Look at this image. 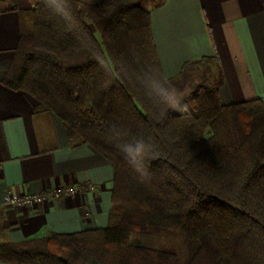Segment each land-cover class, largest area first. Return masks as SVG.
Listing matches in <instances>:
<instances>
[{
  "label": "trees",
  "instance_id": "16d2710c",
  "mask_svg": "<svg viewBox=\"0 0 264 264\" xmlns=\"http://www.w3.org/2000/svg\"><path fill=\"white\" fill-rule=\"evenodd\" d=\"M143 1L72 0L73 29L51 16L42 0H29L30 8L18 11L19 39L0 85L36 100L70 140L87 144L112 165L114 179L106 228L1 244L0 262L181 264L173 252L131 242L155 227L177 231L193 246L185 264H264V101L223 105L218 70L213 87L196 95L194 111L169 110L160 118L120 72L129 65L163 76ZM205 63L216 58L187 62L168 81L180 90ZM112 124L156 145L149 182H138L106 140Z\"/></svg>",
  "mask_w": 264,
  "mask_h": 264
},
{
  "label": "crops",
  "instance_id": "0c3cea01",
  "mask_svg": "<svg viewBox=\"0 0 264 264\" xmlns=\"http://www.w3.org/2000/svg\"><path fill=\"white\" fill-rule=\"evenodd\" d=\"M160 2L149 10L163 77L172 80L183 64L215 57L223 105L264 101V0ZM9 8L16 10L1 12ZM29 8V0H0V78L18 43V11ZM38 108L31 96L0 85V245L108 225L114 168L87 144L70 140L58 119ZM89 183L95 193L34 208L2 205L7 194Z\"/></svg>",
  "mask_w": 264,
  "mask_h": 264
},
{
  "label": "clouds",
  "instance_id": "9594fccd",
  "mask_svg": "<svg viewBox=\"0 0 264 264\" xmlns=\"http://www.w3.org/2000/svg\"><path fill=\"white\" fill-rule=\"evenodd\" d=\"M44 9L53 17L62 20L69 29L77 26L72 10V0H42ZM108 3L105 8H111ZM103 67L102 60H98ZM120 72L133 80L142 91L146 100L158 112L160 118H165L169 110L184 113L187 106L183 103L184 93L171 84L166 77L152 70L137 72L129 65H122ZM106 140L113 144L124 156L128 165L136 173L140 183L151 180L150 164L156 157V145L144 136H133L128 129L119 124H112L105 132Z\"/></svg>",
  "mask_w": 264,
  "mask_h": 264
},
{
  "label": "rangeland",
  "instance_id": "374dc122",
  "mask_svg": "<svg viewBox=\"0 0 264 264\" xmlns=\"http://www.w3.org/2000/svg\"><path fill=\"white\" fill-rule=\"evenodd\" d=\"M158 1L159 0H144L143 4L144 7L149 10V8L155 5ZM101 2L102 0H92L91 3L100 4ZM217 77L218 69L216 63H205L190 72L187 84L185 87L180 89L184 93L183 103L187 106L186 112L194 111L196 95L204 92L206 89L212 88L217 80ZM95 188L97 190L96 186ZM131 242L135 245L173 252L176 254L181 264H185L187 262L193 250V246L187 242L179 232L158 229L155 227H148L143 233L133 235Z\"/></svg>",
  "mask_w": 264,
  "mask_h": 264
},
{
  "label": "built area",
  "instance_id": "2783aa9c",
  "mask_svg": "<svg viewBox=\"0 0 264 264\" xmlns=\"http://www.w3.org/2000/svg\"><path fill=\"white\" fill-rule=\"evenodd\" d=\"M95 191V186L91 184L58 186L30 195L12 196L7 194L3 198L2 205L14 209L34 208L50 201L74 198L79 194L93 193Z\"/></svg>",
  "mask_w": 264,
  "mask_h": 264
}]
</instances>
